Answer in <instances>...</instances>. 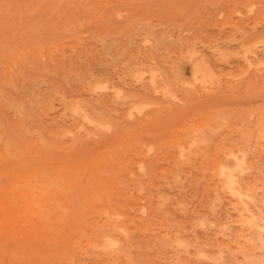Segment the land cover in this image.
<instances>
[{
  "label": "rangeland",
  "instance_id": "1",
  "mask_svg": "<svg viewBox=\"0 0 264 264\" xmlns=\"http://www.w3.org/2000/svg\"><path fill=\"white\" fill-rule=\"evenodd\" d=\"M0 40V264H264V0H0Z\"/></svg>",
  "mask_w": 264,
  "mask_h": 264
},
{
  "label": "bare ground",
  "instance_id": "2",
  "mask_svg": "<svg viewBox=\"0 0 264 264\" xmlns=\"http://www.w3.org/2000/svg\"><path fill=\"white\" fill-rule=\"evenodd\" d=\"M68 26H70V25H67V27H68ZM71 28H72V27H71ZM65 31H66V33H67V30H65ZM64 33H65V32H64ZM66 37H67V36H66ZM73 37H74V36H73ZM75 38H76V37H75ZM52 39H53V38H52ZM54 40H55V39H54ZM54 40H53L52 45L55 44V43H57L56 40H55V43H54ZM59 40H61V39H59ZM75 40H76V39H75ZM50 41H51V40H50ZM0 42H3V41L0 40ZM4 43H5V42H4ZM48 43H49V42H48ZM8 44H9V42H8ZM11 44L13 45V43H11ZM18 44H19V43H18ZM37 44H38V43H37ZM37 44H36V45H37ZM42 44H43V43H42ZM42 44H41V45H42ZM45 44H46V43H44V45H45ZM50 44H51V43H50ZM3 45H5V44H3ZM15 45H16V44H15ZM56 45H57V44H56ZM6 46L9 47L10 45H6ZM21 46H22V45H21ZM23 46H25V45H23ZM26 46H27V45H26ZM50 46H51V45H50ZM54 46H55V45H54ZM36 47H37V46H36ZM41 47H42V46H41ZM48 47H49V46H48ZM57 47H58V45H57ZM1 48H2V47H1ZM5 48H7V47H5ZM16 48H17V47H16ZM24 48H25V47H24ZM26 48H27V47H26ZM37 48H40V45H39V47H37ZM52 48H53V47H51V48L49 47L50 50H52ZM54 48H56V47H54ZM10 49H13V48H11V46H10ZM17 49L19 50L20 48L18 47ZM42 49H43V47H42ZM26 50H27V49H26ZM35 50H36V49H35ZM43 50H44V49H43ZM1 51H2V50H0V53L3 54ZM4 51H5V49H4ZM9 51H10V50H9ZM9 51L7 50L5 53H9ZM11 51H12V50H11ZM11 51H10V52H11ZM15 51H17V50H15ZM21 51H22V49H21ZM47 51H48V53H50L49 50H47ZM13 52H14V51H13ZM13 52H12V53H13ZM23 52H25V51H23ZM40 52H42V51H40ZM40 52H39V53H40ZM14 53H17V52H14ZM19 53H20V52H19ZM39 53H38V55H39ZM3 55H4V54H3ZM3 55H2V56H3ZM11 55L13 56V54H11ZM11 55L9 54L10 57H11ZM18 55H19V54H18ZM22 55H23V54H22ZM30 55H32V54H30ZM33 55H37V54H33ZM33 55H32V56H33ZM2 56H1V57H2ZM6 56H7V55H6ZM40 56H41V54H40ZM43 56H44V55H43ZM1 57H0V58H1ZM3 57H4V59H5V56H3ZM3 57H2V58H3ZM13 57H16V56H13ZM18 57H20V56H18ZM41 57H42V56H41ZM50 57H51V56H50ZM7 58L10 60L9 57H7ZM11 58H12V57H11ZM36 58H37V57H36ZM18 59H22V58L20 57V58H18ZM68 59H69V58H68ZM81 59H82V58H81ZM1 60H2V59H1ZM1 60H0V63H1ZM6 60H7V59H6ZM22 61H23V60H22ZM4 62H6V61H4ZM4 62H3V60H2V63H4ZM11 62H12V59H11ZM11 62H10V64H11ZM15 62H16V61H15ZM19 62H21V61H19ZM53 62H54V61H53ZM8 64H9V63H8ZM10 64H9V65H10ZM15 64H16V63H15ZM22 64H23V63H22ZM13 65H14V63H13ZM27 65H28V63H27ZM86 65H87V64H86ZM153 73H154V72H153ZM20 75H21V74H20ZM77 75H78V74H77ZM27 79H28V78H27ZM32 82H33V80H32ZM81 83H82V82H81ZM80 87H81V85H80ZM82 87H83V86H82ZM85 88H86V87H85ZM90 88H92V86H91ZM53 90H54V89H53ZM53 90H52V91H53ZM57 90H58V89H57ZM87 90H88V89H87ZM91 90H92V89H91ZM27 91H28V90H27ZM31 91H32V89H31ZM41 91H42V89H41ZM59 91H60V90H59ZM2 92H4V91H2ZM2 92H1V93H2ZM56 92H57V91H56ZM83 92H84V91H83ZM31 93H32V92H31ZM53 93H54V92H53ZM58 93H60V92H58ZM5 94H6V92H5ZM5 94H4V95H5ZM36 94H37V93H35L34 95L37 97ZM39 94H40V93H39ZM49 94H50V93H49ZM2 95H3V94H2ZM7 95H8V92H7ZM28 95H29V94H28ZM42 95H43V94H42ZM55 95H56V94H55ZM60 95L63 96V93L61 92V94H59V96H60ZM64 95H65V94H64ZM39 96H40V95H39ZM67 97H68V96H67ZM5 98H6V97H4L3 99H5ZM50 98H51V96H50ZM50 98H49V99H50ZM61 98H63V97H61ZM28 99H29V98H28ZM37 99H38V98H37ZM5 100H6V99H5ZM55 100H56V99H55ZM78 100H79V99H78ZM78 100H77V101H78ZM80 100H82V99H80ZM9 101H10V100H9ZM34 101H35V100H34ZM51 101H52V100H51ZM51 101H50V103H51ZM60 101H61V100H60ZM65 101H66V100H65ZM0 102H1V101H0ZM7 102H8V101H7ZM10 102H11V101H10ZM21 102H22V101H21ZM32 102H33V101H32ZM48 102H49V101H48ZM53 102H54V101H53ZM63 102H64V101H63ZM67 102H69V101H67ZM8 103H9V102H8ZM19 103H20V102H19ZM74 103H76V101H75ZM74 103H73V104H74ZM5 104H6V102L4 103V105H5ZM9 104H10V103H9ZM22 104H23V102H22ZM33 104H34V103H33ZM38 104H39V102H38ZM61 104H62V103H61ZM66 104H67V103H66ZM70 104H71V103H70ZM73 104H71V105L73 106ZM77 104H78V103H77ZM82 104H83V103H82ZM86 104H87V103H86ZM7 105H8V104H7ZM14 105H16V104H14ZM20 105H21V104H20ZM39 105L42 107V104H39ZM53 105H54V104H53ZM55 105H56V104H55ZM62 105H64V104H62ZM71 105H70V107H71ZM74 105H76V104H74ZM78 105H79V104H78ZM10 106H12V107L14 108L13 105H10ZM10 106H9V107H10ZM40 106H39V107H40ZM21 107H22V106H21ZM21 107H20V108H21ZM43 107H44V106H43ZM73 107H74V106H73ZM73 107H71V108H73ZM75 107H76V106H75ZM79 107H80V106H79ZM79 107H77V108H79ZM81 107H82V106H81ZM81 107H80V108H81ZM16 108H17V107H16ZM22 108H23V107H22ZM8 109H9V108H8ZM61 109H62V108H61ZM63 109H64V107H63ZM63 109H62V110H63ZM67 109H68V108H67ZM67 109H66V110H67ZM69 109H70V108H69ZM75 109H76V108H75ZM87 109H88V108H87ZM9 110H10V109H9ZM21 110H22V109H21ZM23 110H24V109H23ZM82 110H83V109H82ZM2 111H3V110H2ZM13 111H14V109H13ZM71 111H73V110H71ZM84 111H85V110H84ZM18 112H19V111H18V109H17V112H16V113H18ZM24 112H26V111H23V113H22V112H21V113L24 114ZM76 112H77V111H76ZM79 112H80V111H79ZM21 113H20V114H21ZM61 113H62V112H61ZM18 114H19V113H18ZM20 114H19V115H20ZM91 114H92V113H91ZM91 114H90V115H91ZM26 115H28V114H26ZM64 115H65V113H64ZM68 115H69V114H68ZM14 116H15V115H14V113H13V118H14ZM23 116H25V114H24ZM23 116H21V117L23 118ZM19 117H20V116H19ZM27 117H28V116H27ZM27 117H26V118H27ZM22 118H21V119H22ZM26 118H24L23 120H25ZM76 118H77V117H76ZM87 118H88V117H87ZM15 119H17V118H15ZM18 119H20V118H18ZM18 119H17V120H18ZM27 119H28V120H31V119H29V118H27ZM52 119H53V118H52ZM62 119H63V118H62ZM72 119H73V117H72ZM63 121H64V120H63ZM76 121H77V120H76ZM20 122H21V121H20ZM28 122H29V121H28ZM65 122H66V120H65ZM79 122H80V121H79ZM87 122H88V121H87ZM18 123H19V121H18ZM26 123H27V122H26ZM26 123H25V124H26ZM56 123H57V122H56ZM70 123H71V121H70ZM73 123H74V122H73ZM20 124L23 125V123H19V125H20ZM28 124H30V123H28ZM34 124H35V123H34ZM22 125H20V126H21V127H23V126L25 127V125H23V126H22ZM75 125H76V124H75ZM84 125H85V124H84ZM28 126H29V125H28ZM28 126H27V127H28ZM32 126H33V125H32ZM69 126H70V125H69ZM79 126H80V125H79ZM81 126H82V125H81ZM27 127H25L24 130L27 129ZM29 127H30V126H29ZM35 127H36V126H35ZM52 127H53V124H52ZM52 127H51V128H52ZM55 127H56V126H55ZM65 127H66V125H65ZM83 127H84V126H83ZM19 128H20V127H19ZM30 128H31V127H30ZM30 128H29V129H30ZM33 128H34V126L32 127V129H33ZM75 128H76V127H75ZM75 128H74V129H75ZM81 128H82V127H81ZM86 128H87V127H86ZM86 128H85V129H86ZM21 129H22V128H21ZM54 129H55V128H54ZM56 129H57V128H56ZM69 129H71V128H69ZM22 130H23V129H22ZM22 130H21V132H22ZM35 130H36V129H35ZM64 130H65V129H63V131H64ZM87 130H88V129H87ZM87 130H85V131H87ZM31 131H34V130H31ZM54 131H56V130H54ZM63 131H62V133H63ZM68 131H69V130H68ZM83 131H84V129H83ZM26 132H27V130H26ZM59 132H60V131H59ZM72 132H73V131H72ZM72 132H71V133H72ZM78 132H79V131H78ZM27 133H28V132H27ZM29 133H30V130H29ZM32 133H34V132H32ZM35 133H36V132H35ZM54 133H55V132H53V135H54ZM30 134H31V133H30ZM50 134H51V133H50ZM64 134H65V133H64ZM72 134H73V133H72ZM77 134H78V133H77ZM79 134H80V133H79ZM81 134H82V132H81ZM55 135H56V134H55ZM58 135H61V134L58 133ZM58 135H57V136H58ZM74 135H75V134H74ZM85 135H86V134H85ZM85 135H84V136H85ZM0 136H1V135H0ZM75 136H76V135H75ZM53 137H55V136H53ZM58 137H59V136H58ZM72 137H73V135H72ZM80 137H81V136H80ZM81 138H82V137H81ZM59 139H60V138H59ZM65 139L67 140V138H65ZM65 139H64L63 141H65ZM72 139H74V138H72ZM61 140H62V139H61ZM61 140H60V142H62ZM73 141L76 142V141H78V140H75V139H74ZM55 142H56V141H55ZM62 143H63V142H62ZM62 143H61V144H62ZM67 143H68V142H67ZM69 143H70V142H69ZM72 143H73V142H72ZM78 143H79V142H78ZM56 144H57V142H56ZM65 144H66V143H65ZM69 145H71V143L68 144V146H69ZM59 146H60V144H59ZM72 146H73V145H72ZM62 148H64V147H62ZM62 148H61V149H62ZM189 149H190V148H189ZM63 150H64V149H63ZM230 153H231V152H230ZM225 154H226V153H225ZM235 163H236V162H235ZM141 165H142V164H141ZM235 166H236V165H235ZM239 166H241V165L239 164ZM140 167H143V166H140ZM144 167H145V166H144ZM231 168H233V167H231ZM237 168H238V167H237ZM142 169H143V168H142ZM144 169H145V168H144ZM223 169H224V168L222 167V171H223ZM235 169H236V167H235ZM241 169L244 170V168H241ZM137 170H138V168H137ZM232 170H234V169H232ZM232 170H231V171H232ZM60 171H61V170H60ZM60 171H57V172H60ZM142 171H143V170H142ZM144 171H145V170H144ZM228 171H229V170H228ZM235 171H236V170H235ZM138 172H139V170H138ZM219 172H220V171H219ZM219 172H217L218 175H220ZM229 172H230V171H229ZM143 173H144V172H143ZM221 173H222V172H221ZM223 173H224V171H223ZM231 173H232V172H231ZM228 174H229V173H228ZM131 175H132V174H131ZM136 175H138V174L136 173ZM136 175H134V176L136 177ZM221 175H222V177H224L223 174H221ZM224 175H225V173H224ZM144 176H145V175H144ZM229 176H230V175H229ZM232 176H233V174H232ZM130 177L133 178V176H130ZM138 177H139V176H138ZM141 177H142V176H141ZM222 177H221V178H222ZM233 177H235V176H233ZM222 180H223V178H222ZM221 182L223 183V181H221ZM226 182H227V184H228V181H227V180H226ZM226 182H225V183H226ZM234 182H235V181H234ZM224 185H225V184H224ZM233 185H234V184H233ZM237 185H238V183H237ZM221 187H222V186H221ZM228 187L231 188V186H229V185H228ZM228 187L226 186V188H228ZM232 187H233V186H232ZM236 187H237V186H236ZM238 187H239V186H238ZM238 187L235 188V189L237 190ZM240 189H241V187H240ZM240 189H239V190H240ZM242 190H243V189H242ZM249 190H250V189H249ZM232 191L234 192V188L232 189ZM233 192H232V193H233ZM244 192H245V191H244ZM237 193H238V191H237ZM239 193H240V191H239ZM233 194H234V193H233ZM248 194H249V193H248ZM235 195H236V194H235ZM237 195L240 196V194H237ZM244 195H245V193H244ZM161 196H162V195H160V197H161ZM233 196H234V195H233ZM241 196H242V195H241ZM246 196H247V193H246ZM253 196H254V195H253ZM158 197H159V196H158ZM216 197H217V196H216ZM243 197H244V196H243ZM217 198H218V197H217ZM162 199H163V198H162ZM239 199H240V198H239ZM250 199H251V198H250ZM250 199H249V196H248V200H250ZM153 200H154V199H153ZM240 200H241V199H240ZM157 201H158V200H157ZM232 201H234V199H233ZM235 201H236V200H235ZM245 201H246V200H245ZM250 201L252 202V200H250ZM246 202H247V201H246ZM242 203L244 204L245 202L242 201ZM260 203H261V201H260ZM244 205H246V203H245ZM253 205H254V204H253ZM256 207H257V206H256ZM158 208H159V207H158ZM234 208H235V207H234ZM236 208H237V206H236ZM248 208H249V207H248ZM257 208H258V207H257ZM252 209H253V208H252ZM154 210H155V209H154ZM240 210H241V209H240ZM246 210H248V209H246ZM155 211H157V210H155ZM238 211H239V210H238ZM243 211H244V210H243ZM258 211H259V210H258ZM153 212H154V211H153ZM248 212H249V211H248ZM155 213H156V212H155ZM165 213H166V211H165ZM165 213H164V215H165ZM251 213H252V212H251ZM257 213H258V212H257ZM240 215H241V212H240ZM253 215H254V213H253ZM242 216H243V215H242ZM162 217H163V215H162ZM251 217H252V216H251ZM262 217H264V216H262ZM156 218H157V217H156ZM158 218H159V217H158ZM158 218H157V219H158ZM203 218H204V217H203ZM200 219H201V218H200ZM206 219H207V218H206ZM259 219H260V218H259ZM159 220L161 221L160 218H159ZM171 220H172V219H171ZM196 220H199V219H196ZM196 220H195V221H196ZM201 220L204 221L203 219H201ZM201 220H200V221H201ZM251 220L253 221V217L251 218ZM251 220H250V223H248V224H251ZM160 221H159V222H160ZM169 221H170V220H169ZM192 221H193V220H192ZM200 221H198V222H200ZM205 221H206V220H205ZM260 221H262V219H261ZM159 222H157V223H159ZM162 222H163V221H162ZM236 222H237V221H236ZM155 223H156V222H155ZM157 223H156V224H157ZM168 223H169V222H168ZM196 223H197V221H196ZM196 223H195V224H196ZM203 223H204V222H203ZM203 223H202V226H203ZM210 223H213V222H209V224H210ZM231 223H232V222H231ZM234 223H235V222H234ZM160 224H161V223H160ZM163 224H165V223H163ZM163 224H161V225L163 226ZM171 224H172V223H171ZM190 224H192V223H190ZM195 224H194V225H195ZM213 224H214V223H213ZM224 224H225V223H224ZM224 224H223V225H224ZM227 224H228V223H227ZM238 224H239V223H238ZM245 224H247V223H245ZM115 225H116V224H115ZM223 225H222V226H223ZM228 225H229V224H228ZM230 225H231V224H230ZM122 226H123V225H122ZM156 226L158 227V224L155 225V227H156ZM162 226H161V227H162ZM176 226H178V225H176ZM180 226H181V225H180ZM207 226H209V225H207ZM213 226H214V225H213ZM218 226H219V225H218ZM220 226H221V224H220ZM237 226H238V225H237ZM253 226H254V224H253ZM159 227H160V226H159ZM163 227H164V226H163ZM198 227H199V226H198ZM210 227H212V226H210ZM235 227H236V226H235ZM238 227H239V226H238ZM245 227H246V226H245ZM255 227L257 228L258 226H255ZM262 227H264V226H262ZM121 228H122V227H121ZM165 228H166V227H165ZM165 228H164V229H165ZM183 228H184V227H183ZM192 228H193V227H192ZM208 228H209V227H208ZM214 228H215V226H214ZM216 228H218V227H216ZM221 228H222V227H220V229H221ZM224 228H225V227H224ZM114 229H115V226H114L112 223H110V222H109V224L104 225L103 228H102V227H101V228L99 227V229L97 230V233H96V235H97V236H96V239L93 241V244H95V245H97V246H98V245L103 246V247H105V249H107L106 252L110 251L111 253H113L115 250L117 251V249H118V250L122 249V248H120L121 246L118 245V244H119V243H118V240H117L116 238H114V236H112V232H111V231L114 230ZM116 229H118V228L116 227ZM119 229H120V227H119ZM158 229H159V228H158ZM160 229H161V228H160ZM160 229H159V230H160ZM164 229H163V231H164ZM178 229H179V228H178ZM189 229H190V228H189ZM202 229H205V228H202ZM232 229H233V228H232ZM237 229H238V228H237ZM257 229H258V228H257ZM259 229H261V228L259 227ZM121 230H122V229H121ZM159 230H156V229H155L156 232H158ZM179 230H180V229H179ZM185 230H186V229H185ZM185 230H184V231H185ZM218 230H219V229H218ZM222 230H223V229H222ZM229 230H230V228H229ZM122 231H123V230H122ZM155 231H154V233H155ZM173 231H174V230H173ZM182 231H183V230H182ZM208 231H209V230H208ZM210 231H211V230H210ZM224 231H225V230H224ZM113 232H114V231H113ZM160 232H161V230H160ZM160 232H159V233H160ZM220 232H221V231H220ZM222 232H223V231H222ZM232 232H233V231H232ZM253 232H254V231H253ZM256 232H257V231H256ZM124 233H125V232H124ZM126 233H127V232H126ZM163 233H164V232H163ZM165 233H166V232H165ZM172 233H173V232H172ZM174 233H175V232H174ZM177 233H178V231H177ZM192 233H193V232H192ZM211 233H212V232H211ZM223 233H224V232H223ZM235 233H236V231H235ZM235 233H234V234H235ZM262 233H264V232H262ZM114 234H115V233H114ZM129 234H130V233H129ZM168 234L171 235V233H168ZM183 234H184V233H183ZM183 234H182V235H183ZM212 234H213V233H212ZM219 234H220V233H219ZM219 234H218V235H219ZM234 234H233V235H234ZM236 234H238V233H236ZM259 234H261V233H259ZM125 235H126V234H125ZM172 235H174V234H172ZM182 235H181V236H182ZM218 235H217V236H218ZM233 235H232V236H233ZM251 235H253V234H251ZM257 235H258V234H257ZM257 235H256V236H257ZM115 236H116V235H115ZM126 236H128V235H126ZM154 236H156V235L154 234ZM195 236H196V235H195ZM241 236H243V235H241ZM249 236H250V235H249ZM262 236H264V235H262ZM133 237H134V236H133ZM160 237L162 238L161 235H160ZM165 237H166V235L164 236V238H165ZM168 237H169V236H168ZM234 237H235V236H234ZM237 237H238V236L236 235V238H235L236 240H237ZM239 237H240V236H239ZM244 237H245V236H244ZM259 237H260V236H259ZM259 237H257L258 240H259ZM117 238H118V237H117ZM122 238H123V237H121V239H122ZM126 238H127V237H126ZM129 238H130V237H129ZM134 238H136V237H134ZM161 238H160V239H161ZM262 238H264V237H262ZM136 239H137V238H136ZM136 239H135V241H136ZM157 239H158V238H157ZM165 239H168V238H165ZM165 239H164V240H165ZM170 239H171V238H170ZM175 239H176V238H175ZM175 239H174V241L176 242L175 245H177V246L180 247V242H179L180 239H178V237H177V239H178L179 241H178V240H175ZM181 239H182V238H181ZM184 239H185V238H184ZM215 239H216V237H215ZM233 239H234V238H233ZM235 239H234V241H235ZM243 239H244V238H243ZM249 239H250V238H249ZM251 239H252V238H251ZM254 239H255V237H254ZM126 240H127V239H126ZM207 240H208V239H207ZM246 240L248 241V239H246ZM252 240H253V239H252ZM252 240H251V241H252ZM261 240H262V239L260 238V241H261ZM124 241H125V239H124ZM155 241H156V240H155ZM157 241H158V240H157ZM169 241H170V240H169ZM174 241H173V243H174ZM184 241H187V240H184ZM189 241H190V240H189ZM189 241H188V242H189ZM191 241H192V240H191ZM191 241H190V242H191ZM227 241H228V239H227ZM241 241H242V240H241ZM241 241H240V242H241ZM249 241H250V240H249ZM255 241H256V240H255ZM162 242H164V241H162ZM181 242H182V241H181ZM194 242H195V241H194ZM214 242H215V241H214ZM240 242H238V243L240 244ZM243 242H244V241H243ZM261 242H262V241H261ZM261 242H260V243H261ZM90 243H92V242H90ZM123 243H124V242H123ZM127 243H128V242H127ZM131 243H133V242H131ZM164 243H165V242H164ZM168 243H170V242H168ZM171 243H172V242H171ZM195 243H196V242H195ZM201 243H202V242H201ZM208 243H209V242H208ZM228 243H229V242H228ZM236 243H237V242H236ZM238 243H237V244H238ZM250 243H251V242H250ZM124 244H125V243H124ZM162 244H163V243H162ZM183 244H184V243H183ZM192 244H193V241H192ZM197 244H198V246H199L200 242H199V243L197 242ZM202 244H203V243H202ZM202 244H201V245H202ZM204 244H206V243H204ZM210 244H212V243H210ZM224 244H225V243H224ZM239 244H238V245H239ZM251 244H252V243H251ZM251 244H250V245H251ZM261 244H264V242H262ZM156 245H157V244H156ZM156 245H155V246H156ZM166 245H170V244H165V246H166ZM175 245H174V246H175ZM185 245H186V242H185ZM190 245H191V244H190ZM207 245H208V244H207ZM207 245H206V248H208ZM213 245H215V243H214ZM245 245H246V244H245ZM130 246H131V245H130ZM161 246H162V245H161ZM186 246L188 247V244H187ZM192 246H193V245H192ZM210 246H211V245H210ZM219 246H220V243H219ZM219 246H218V248H219ZM225 246H226V245H225ZM228 246H229V245H228ZM230 246H231V245H230ZM241 246H242V245H241ZM248 246H249V245L246 246L247 249L250 248V247L248 248ZM256 246H259V245H256ZM93 247H94V246H93ZM95 247H96V246H95ZM163 247H164V246H163ZM166 247H167V246H166ZM166 247H165V248H166ZM172 247H173V246H172ZM182 247H184V246L182 245ZM187 247H186V249H187ZM189 247H190V246H189ZM189 247H188V248H189ZM194 247H195V246H193L192 250L196 248V247H195V248H194ZM204 247H205V246H204ZM211 247H212V246H211ZM216 247H217V246H216ZM220 247H222V246H220ZM261 247H262V246H261ZM91 248H92V247H91ZM125 248H126V246H125ZM127 248H128V246H127ZM132 248H133V247H132ZM157 248H158V247H156V251H157ZM159 248H160V247H159ZM170 248H171V247H170ZM170 248H169V249H170ZM190 248H191V247H190ZM200 248H203V247H200ZM212 248H213V247H212ZM252 248H253V246H252ZM258 248H259V247H258ZM133 249H134V248H133ZM133 249H131L132 252H133ZM160 249H162V248H160ZM160 249H158V250L160 251ZM173 249L175 250V247H174ZM204 249H205V248H204ZM224 249H225V248H224ZM235 249H236V247H235ZM242 249H244V248H242ZM247 249H246V250H247ZM261 249H262V248H261ZM174 250H172V251H174ZM197 250H198V248H196V251H197ZM206 250H207V249H206ZM206 250H205V251H206ZM208 250H209V249H208ZM210 250H211V249H210ZM217 250H220V248L217 249ZM238 250H239V248H238ZM240 250H241V249H240ZM255 250H256V249H255ZM258 250H259V249H258ZM262 250H264V249H262ZM93 251H94V248H93ZM93 251H92V252H93ZM99 251H100V249H99ZM99 251H98V252H99ZM125 251H126V249L124 250V253H123V254L127 255V253H126ZM156 251H155V252H156ZM176 251H177V249H176ZM190 251H191V250H190ZM202 251H204V250L202 249ZM214 251H215V250H214ZM214 251H213V252H214ZM244 251H245V250H244ZM248 251H249V250H248ZM250 251H251V249H250ZM120 252H122V251L120 250ZM129 252H130V251H129ZM129 252H128V256H129ZM132 252H131V255H130L131 257L133 256V253H132ZM160 252H161V251H160ZM170 252H171V251H170ZM177 252H178V251H177ZM194 252H195V251H194ZM208 252H209V251H208ZM208 252H207V253H208ZM216 252H218V251H216ZM219 252H220V254H221L222 251H219ZM101 253H102V252H101ZM157 253H158V252H157ZM157 253H156V255H157ZM167 253H168V252H167ZM185 253L187 254V252H185ZM209 253H210V252H209ZM230 253H232V252H230ZM230 253H229V254H230ZM233 253H234V252H233ZM105 254H106V253H105ZM115 254H116V253H115ZM117 254H118V253H117ZM117 254H116V255H117ZM120 254H121V253H120ZM123 254H122V255H123ZM159 254H160V253H158V258H159V260H160V256H159ZM163 254H165V253H163ZM186 254H185V255H186ZM189 254H190V253H189ZM189 254H188V255H189ZM198 254H200V253H198ZM205 254H206V253H205ZM236 254H237V253H236ZM251 254H252V253H251ZM109 255H110V254H109ZM167 255H169V254H167ZM183 255H184V254H183ZM188 255H187V257H188ZM206 255H207V254H206ZM212 255H213V254H212ZM218 255H219V253H218ZM223 255H225L224 252H223ZM231 255H233V254H231ZM252 255H253V254H252ZM128 256H125V257H128ZM130 256H129L128 258H131ZM200 256H202V255H200ZM203 256H204V253H203ZM210 256H211V255H209V257H210ZM216 256H217V254H216ZM233 256H234V255H233ZM242 256H243V255H242ZM248 256H249V255H248ZM104 257L106 258L107 256H104ZM110 257H112V256H110ZM115 257H116V256H115ZM125 257H124V259H126ZM155 257H156V256H155ZM181 257H183V256H181ZM187 257L185 256L184 259L186 258V260H187V259H188ZM192 257H193V256H192ZM205 257H206V256H205ZM205 257H204V259L208 258V257H206V258H205ZM211 257H212V256H211ZM223 257H224V256H223ZM223 257H222V259H223ZM105 258H104V259H105ZM128 258H127V260L129 261ZM132 258L135 259L134 256H133ZM132 258H131V259H132ZM161 258H162V257H161ZM163 258L165 259V257H163ZM168 258H169V257H168ZM189 258H190V257H189ZM194 258H196V257L194 256V257L192 258L193 261H194ZM214 258H215V257L212 258V259H213L212 262H214V261L216 262V259L214 260ZM219 258L221 259L220 256H219ZM239 258H240V257H239ZM239 258H238V259H239ZM245 258H246V257H245ZM250 258L253 259V256H251ZM250 258L248 257L247 260H250ZM108 259H110V258H108ZM120 259H121V258H120ZM133 259H132V260H133ZM175 259H176V258H175ZM182 259H183V258H182ZM197 259H198V258H197ZM200 259H201V258H200ZM208 259H209V258H208ZM231 259H232V258H231ZM110 260H111V259H110ZM132 260H130L129 262L131 263ZM159 260H157V261H158V264L161 263V261H162V260H160V262H159ZM177 260H179V259H177ZM188 260H189V259H188ZM190 260H191V259H190ZM190 260H189V261H190ZM217 260H218V258H217ZM247 260H246V261H247ZM103 261H105V260H103ZM115 261H116V260H115ZM118 261H119V260H118ZM118 261H117V262H118ZM166 261H167V260H166ZM191 261H192V260H191ZM195 261H196V260H195ZM197 261H198V260H197ZM200 261H201V260H200ZM208 261H209V260H208ZM210 261H211V259H210ZM222 261H223V260H222ZM229 261H230V260H229ZM233 261H234V263H235V260H233ZM233 261H232V262H233ZM236 261H237V260H236ZM250 261H251V260H250ZM252 261H253V260H252ZM252 261H251V262H252ZM261 261H262V260H261ZM111 262L114 263L113 260H112V261L107 260V263H108V264H110ZM164 262H165V261H163V263H164ZM178 262H179V261H177V263H178ZM180 262H182V261H180ZM180 262H179V264H183V263H180ZM219 262H220V261H219ZM224 262H226V260H225ZM230 262H231V261H230ZM251 262H249V263H251ZM125 263H126V262H125ZM163 263H162V264H163ZM174 263H175V261L173 262V264H174ZM177 263H176V264H177ZM193 263H194V262H193ZM209 263H210V262H209ZM234 263H232V264H234ZM247 263H248V262H247ZM121 264H122V263H121ZM132 264H133V263H132ZM134 264H135V261H134ZM184 264H185V263H184ZM189 264H190V263H189ZM200 264H201V263H200ZM220 264H222V263H220ZM225 264H226V263H225ZM227 264H228V263H227ZM229 264H230V263H229ZM251 264H252V263H251ZM254 264H255V263H254Z\"/></svg>",
  "mask_w": 264,
  "mask_h": 264
}]
</instances>
